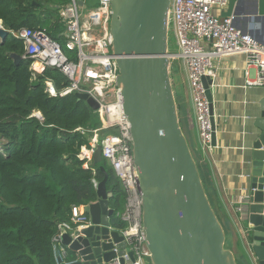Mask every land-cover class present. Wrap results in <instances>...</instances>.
<instances>
[{
	"label": "water",
	"instance_id": "1",
	"mask_svg": "<svg viewBox=\"0 0 264 264\" xmlns=\"http://www.w3.org/2000/svg\"><path fill=\"white\" fill-rule=\"evenodd\" d=\"M171 3L172 0H111L113 52L117 56L124 112L131 123L149 259L151 264H238L234 252L225 245L224 226L208 197L181 126L169 56ZM9 33L0 21L1 43ZM11 57L15 64L23 59L16 53ZM203 81L210 101L214 146L213 79L206 76ZM76 96L98 110V101L88 93ZM257 96L251 108L254 125L247 133L249 174L242 212L250 250L256 263L264 264V87ZM103 159L99 143L93 160L100 163ZM100 169L105 178L96 188L98 199L84 207L91 224L63 235L68 258L70 253L73 257L63 260L58 256L59 264H111L115 257L125 264L126 240L111 220L115 214L110 203L114 193L107 186L106 168ZM130 256L134 259L132 252Z\"/></svg>",
	"mask_w": 264,
	"mask_h": 264
},
{
	"label": "trees",
	"instance_id": "2",
	"mask_svg": "<svg viewBox=\"0 0 264 264\" xmlns=\"http://www.w3.org/2000/svg\"><path fill=\"white\" fill-rule=\"evenodd\" d=\"M68 2L0 0V21L10 32L0 42V264H59L54 241L58 225L71 221L75 206L97 201L93 179L105 178L101 166L108 172L107 186L114 193L112 225L120 230L127 225L121 218L126 192L110 163L105 158L100 163L92 159L86 167L87 159L80 157L84 146L91 148L94 130H99V140L113 130L101 129L104 123L99 112L75 93L49 95L47 80L59 91L68 86L69 79L61 71L47 68L35 76L30 59L15 64L11 57L25 53L23 41L12 33L24 27L44 30L69 53L58 9ZM97 3L89 0L90 5ZM181 67L175 62L172 72ZM190 146L215 207L200 157ZM72 257L70 253L68 259Z\"/></svg>",
	"mask_w": 264,
	"mask_h": 264
},
{
	"label": "built area",
	"instance_id": "3",
	"mask_svg": "<svg viewBox=\"0 0 264 264\" xmlns=\"http://www.w3.org/2000/svg\"><path fill=\"white\" fill-rule=\"evenodd\" d=\"M229 2L172 0L171 3L170 22L177 50L169 51V56L172 66L179 62L186 71L203 151L213 148L212 114L203 79L206 76L215 77V61L236 54L245 55V86L264 87V40L241 27L235 14L222 16ZM58 9L64 25L62 35L69 53L44 30L24 27L12 33L23 41V58L31 60L30 69L35 76L47 68H55L69 79L68 86L60 91L52 81L47 80L46 91L49 95L88 93L98 101L96 111L104 123L101 129L111 128L113 132L99 140V130H94L91 148L84 146L80 157L87 159L85 165L88 167L97 145L102 144L103 157L112 166L126 192L125 209L121 214L127 224L121 229L126 240L125 264H147L150 253L142 225V192L134 163L131 123L124 112L122 88L118 84L119 67L110 31L111 0H98L96 5H90L89 0H69ZM84 10L87 11L84 13ZM252 67L257 70L254 78L249 74ZM78 130L84 131L83 128ZM99 182L93 179L96 188ZM244 199L241 196L238 200L240 212ZM84 207L75 206L71 221L58 225V233L54 236L55 249L59 251L56 258L68 259V248L62 244L65 233L91 224V217ZM130 252L134 254V259ZM111 264H121L119 257H115Z\"/></svg>",
	"mask_w": 264,
	"mask_h": 264
},
{
	"label": "crops",
	"instance_id": "4",
	"mask_svg": "<svg viewBox=\"0 0 264 264\" xmlns=\"http://www.w3.org/2000/svg\"><path fill=\"white\" fill-rule=\"evenodd\" d=\"M231 14L237 16L241 27L264 40V0H230L227 8L222 11V16ZM245 66L246 56L243 54L215 61L216 74L211 90L216 144L211 150L203 151L201 148L188 87L187 97L181 96L179 117L189 143L200 157L199 162L208 184L209 195L224 226L226 240L232 246L231 250L239 264H257L248 244L247 226L243 212L238 210V200L241 196L244 198L247 193V133L254 125L251 108L258 100L257 95L263 87L245 86ZM249 74L254 78L257 70L252 67ZM187 98L190 99L193 114L189 112ZM146 263L151 264L150 259L147 258Z\"/></svg>",
	"mask_w": 264,
	"mask_h": 264
},
{
	"label": "rangeland",
	"instance_id": "5",
	"mask_svg": "<svg viewBox=\"0 0 264 264\" xmlns=\"http://www.w3.org/2000/svg\"><path fill=\"white\" fill-rule=\"evenodd\" d=\"M87 10H84V13ZM63 29H64V25H62ZM169 43H170V51H176L177 50V44H176V37L175 34L173 32V25L170 22V31H169ZM183 66V65H182ZM171 79H172V83H173V88H174V92H175V96H176V101L178 104V114L180 116L181 113V103H180V94L182 93V95H184L185 97H187L186 93L188 92V82H187V77H186V71L184 69V67H181L179 69L178 72H176L174 74V72L171 71ZM181 92V93H180ZM190 99H186L188 106H189V112L190 114H193V108L191 107V104L189 102ZM181 121V119H180ZM181 126H182V122H181ZM84 150V149H83ZM72 226H74V224H72ZM226 247L229 249H232V246L230 245V243L226 240ZM69 252V251H68Z\"/></svg>",
	"mask_w": 264,
	"mask_h": 264
},
{
	"label": "bare ground",
	"instance_id": "6",
	"mask_svg": "<svg viewBox=\"0 0 264 264\" xmlns=\"http://www.w3.org/2000/svg\"><path fill=\"white\" fill-rule=\"evenodd\" d=\"M35 114H37V115L42 117V113L40 111H36Z\"/></svg>",
	"mask_w": 264,
	"mask_h": 264
}]
</instances>
